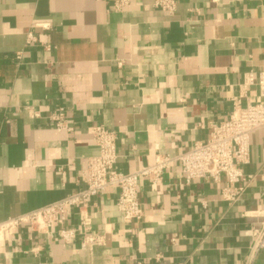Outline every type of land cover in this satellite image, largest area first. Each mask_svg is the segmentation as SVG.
<instances>
[{
    "label": "crops",
    "instance_id": "crops-1",
    "mask_svg": "<svg viewBox=\"0 0 264 264\" xmlns=\"http://www.w3.org/2000/svg\"><path fill=\"white\" fill-rule=\"evenodd\" d=\"M116 1L0 0V223L78 191L98 153L92 126L116 134L113 170L127 174L206 143L233 98L258 102L255 87L241 86L264 68V0H176L172 15L152 0L115 11ZM57 107L71 133L48 120ZM249 148L245 172L255 179L235 204L211 181L184 185L175 163L158 185L139 181L140 221L122 219L117 189L90 202L103 246L83 251L78 238L62 243L57 227H24L0 244V264H245L259 221L245 216L264 212V129ZM65 224L76 229V211ZM253 264H264L263 252Z\"/></svg>",
    "mask_w": 264,
    "mask_h": 264
},
{
    "label": "built area",
    "instance_id": "built-area-1",
    "mask_svg": "<svg viewBox=\"0 0 264 264\" xmlns=\"http://www.w3.org/2000/svg\"><path fill=\"white\" fill-rule=\"evenodd\" d=\"M130 2L117 0L114 10L122 11ZM152 7L172 15L176 11L177 1L152 0ZM35 42L36 39L28 34L26 45ZM118 67H121V63H118ZM241 87H255L258 102L242 106L243 95L233 98L231 115L224 122L210 124L206 143H195L185 153L175 157L157 155L152 164L131 173L123 174L113 170L117 161L116 134L101 125L92 126L88 133L98 153L87 159L82 186L74 195L61 201L1 222L0 244L10 243L14 233L24 227L29 233H42L54 226L58 228V238L62 243L69 244L78 238L79 249L92 252L95 247L104 245V237L91 234L90 202L99 195L117 189L115 208L122 219L128 223L140 221L143 210L138 201L139 181L145 180L148 185L156 186L175 163L181 169L184 185L199 180L211 181L220 186V197L224 203L235 204L255 179V175L246 173L245 168L250 163V136L264 129V68L257 79L251 73L245 74ZM22 113L30 120L42 119L40 111L32 107H24ZM48 120L57 132L73 131L62 107L55 108ZM70 209L76 211V229L66 227L65 224ZM245 217L259 219L251 226V244L245 263L253 264L257 255L264 253V212L247 213Z\"/></svg>",
    "mask_w": 264,
    "mask_h": 264
}]
</instances>
